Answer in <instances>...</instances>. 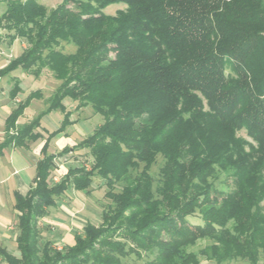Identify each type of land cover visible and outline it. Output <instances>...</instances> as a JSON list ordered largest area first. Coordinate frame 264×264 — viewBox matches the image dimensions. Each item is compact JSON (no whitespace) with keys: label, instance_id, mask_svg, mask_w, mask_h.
Returning <instances> with one entry per match:
<instances>
[{"label":"trees","instance_id":"trees-1","mask_svg":"<svg viewBox=\"0 0 264 264\" xmlns=\"http://www.w3.org/2000/svg\"><path fill=\"white\" fill-rule=\"evenodd\" d=\"M0 42L23 39L22 53L0 68L60 84L47 109L18 119L41 89L6 119L0 157L43 138L42 117L64 114L36 165L27 195L14 191L19 255L0 246L7 264H264V0H0ZM123 3L115 15L110 5ZM76 49L65 53L61 44ZM12 78L10 99L22 92ZM92 106L104 118L72 147L49 153L72 113ZM245 132L246 137L241 135ZM88 149L90 167L70 166L52 181L56 159ZM158 167L155 171L154 168ZM157 172V173H155ZM107 187L102 221L87 222L74 243L58 248L39 221L73 188L88 193L95 177ZM225 182L226 191L216 182ZM198 214L201 224L188 218ZM199 241H207L198 251Z\"/></svg>","mask_w":264,"mask_h":264},{"label":"rangeland","instance_id":"rangeland-1","mask_svg":"<svg viewBox=\"0 0 264 264\" xmlns=\"http://www.w3.org/2000/svg\"><path fill=\"white\" fill-rule=\"evenodd\" d=\"M40 3L44 4L48 8H54L60 4L63 0H38ZM6 2L0 5V15L6 9ZM125 4H114L110 5L105 9V13L109 15H115L118 10L124 9ZM27 42L23 39H17L12 46L5 42H0V68L5 66L12 58L19 56L24 48L27 46ZM58 49L65 53H73L76 47L72 43L63 42ZM19 75L21 79V86L26 93L22 94L25 98L30 90L41 89L45 98L53 93V91L60 84V81H56L48 69H44L42 75L39 78H35L31 74H27L22 70H17L11 74V76ZM9 78V77H8ZM8 78L2 79L0 83V91L10 90L12 84ZM4 99V96H0V100ZM21 98V96H20ZM44 101V100H43ZM15 103V102H14ZM40 100H34L29 108L26 109L24 115L20 118L22 123H26L29 118L35 117L40 111ZM48 103L47 101L44 105ZM67 108H74L72 111L74 114L71 116V120H74L77 124L75 127L77 130H81L83 137L89 136L94 129H96L100 124L103 123L104 118L101 114L94 111L91 105L76 109L77 102H74L70 98L66 99ZM4 114L0 115V121L4 119ZM63 119V113L59 110L52 111L44 118V125L49 130H55L61 123ZM74 128H68V131L72 133ZM79 133V132H78ZM72 135L74 139L78 137L79 134ZM241 135L246 137L245 132H241ZM83 139H77L79 143ZM36 144L30 143L29 147H35ZM74 146V145H73ZM92 162V157L89 155L88 149H76L69 155L67 159L61 158V160H56L57 169L54 171L52 176V181L58 182L61 177L66 173L70 166L86 165L90 167ZM155 171L158 167L154 168ZM157 173V172H155ZM218 180L216 182L217 188L219 190L226 191L227 187L225 182ZM107 192V187L104 181L100 177L94 178V183L90 188L89 192H78L73 188H70L62 197L59 202V207L50 209L49 215L39 221V226L43 232V237L46 240H50L55 247L63 248L66 245H72L74 243V236L76 233H81L87 222H91L98 225L102 221V212L106 208L109 200L105 197ZM2 212V211H1ZM5 217L3 229L0 234L1 238L5 241H0V246L5 247L9 252L14 255H19L17 250L16 238L18 235L17 223L15 218V213L7 214L4 212ZM9 213V212H8ZM191 224H201L202 220L198 214L190 216L188 218ZM3 236V237H2ZM207 241H199L198 245L194 248L198 251L201 247H204ZM152 255L144 254L142 258H138L135 255H130L123 259L124 264H147V261L152 259ZM0 264H5L0 260ZM201 264H216L211 261L202 260ZM234 264H247L245 262H236Z\"/></svg>","mask_w":264,"mask_h":264},{"label":"crops","instance_id":"crops-1","mask_svg":"<svg viewBox=\"0 0 264 264\" xmlns=\"http://www.w3.org/2000/svg\"><path fill=\"white\" fill-rule=\"evenodd\" d=\"M8 77H5V78H8L11 81V84H12V78L13 77L18 78L20 80V82L22 79L19 77V75H14V76L10 75ZM2 79H4V78H2ZM2 79L0 80V83H1ZM10 90H11V88H10ZM10 90H7L6 93H5V91H0V96L1 97L4 96V99L2 98L0 100V115L1 114L5 115L3 121L2 122L0 121V142L4 140L6 119L11 114L12 110L17 106L18 102L24 100L31 92L35 91V89L30 90V93H28V95L25 98H23L24 96L22 97V94L26 93V91L22 90V92L18 95V97L15 100H12V99H10V96H9ZM20 96H21V98H20ZM34 100H40V102H41L40 103L41 109H40L39 113L35 117L29 118L28 121H26V123H22L20 121V118L24 115L23 114L17 121V124L19 126L31 122L40 113L44 112L47 109L48 103H46L45 105H44V103L46 101L48 102V98H45V96H43V98H41V99H34ZM33 101L31 102V104L33 103ZM64 103L67 107L66 99H65ZM31 104H30V106H31ZM26 109H25V111H26ZM76 109H77V105H76ZM67 110L70 111L72 113V115L74 114V112H72L75 110L74 108H67ZM50 113L45 114L41 119V127L37 131H39L43 134V138L39 139L36 142H32V143L36 144L35 147L32 146V147H21V148H15V147L8 148L5 150L4 155L2 157H0V231H2V229L4 228L2 225V223L5 222L4 221L5 216L3 215V214H5L4 212H7V214L15 213L14 191H18L23 196L27 195L30 188L34 185V178L36 176V165H37L38 161L40 160V158L42 157L41 151H42V147L45 143V140L48 137V133H51V132L58 130L62 125V122L64 119V114H63V119H62L60 125L55 130L47 129V127H45V125H44V118ZM72 121L73 122L70 125H68L64 131H62L61 133L56 135L51 140L50 146H49V153H55L56 154V153L60 152L61 150H63V148H65V147H68V146L72 147L73 145H76L77 139L86 138V137H83V133H81V130H77L75 128V127H77L76 122L74 120H72ZM69 127L74 128L72 130V133H70V131H68ZM77 133L79 135L76 139H74L72 137V135H75ZM70 153H72V152H69V153H67L61 157H58L57 159L61 160L62 157H63V159H64V157H65V159H67V155H69ZM1 233L2 232H0V234ZM73 240H74V238H73ZM0 241L3 242V241H5V239L1 238ZM0 260H1V258H0ZM5 264H7V263H5Z\"/></svg>","mask_w":264,"mask_h":264}]
</instances>
